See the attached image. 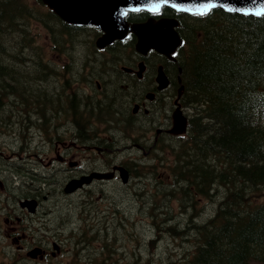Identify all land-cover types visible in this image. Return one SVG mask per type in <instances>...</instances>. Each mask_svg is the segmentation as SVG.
I'll return each instance as SVG.
<instances>
[{
    "label": "trees",
    "instance_id": "16d2710c",
    "mask_svg": "<svg viewBox=\"0 0 264 264\" xmlns=\"http://www.w3.org/2000/svg\"><path fill=\"white\" fill-rule=\"evenodd\" d=\"M177 15L184 39L177 55L181 103L191 110L189 131L145 146L153 150V163L124 162L142 183L139 195L148 198L139 210H147L156 229L169 231L174 240H190L182 264H264V16L221 9L204 16ZM41 29L60 60L75 59L79 65L91 59L94 39L87 27L66 23L41 0H0V112L7 111L9 94L29 89L38 97L40 84L49 86L54 77L65 76L55 72L58 65L45 62ZM68 101L61 97V106H78L76 96ZM98 123L111 127L109 133L118 139L135 133L130 114L92 113L91 135ZM148 181L153 189L145 190ZM134 189L128 190L138 194ZM122 190L128 191L114 193ZM202 199L216 200L217 207L210 218L199 220ZM174 200L186 213L182 220L166 214ZM89 230L86 225L79 231L76 246ZM104 255L103 263H111L112 252Z\"/></svg>",
    "mask_w": 264,
    "mask_h": 264
},
{
    "label": "flooded vegetation",
    "instance_id": "af4514ba",
    "mask_svg": "<svg viewBox=\"0 0 264 264\" xmlns=\"http://www.w3.org/2000/svg\"><path fill=\"white\" fill-rule=\"evenodd\" d=\"M133 15L134 19L130 20ZM166 16L170 13L144 12L131 14L128 20L144 22ZM131 37L104 49L96 47L90 54L86 52L91 59L80 63L81 66L73 60L68 62L71 64L69 69H56L57 74H65L64 78L54 77L49 86L40 84L38 97L32 96L29 89L15 97L9 94V100L4 103L7 111L0 112V258L17 259L16 264H20L19 260L27 258L28 251L37 247H41L43 253L33 261L39 263L62 255L66 250L63 239L58 237L48 245L45 243H49L48 237L40 232L45 221L42 216L44 201H50L52 196L51 191H45V182L61 193L59 178L63 176L67 182L94 171H114V167L123 166L122 139L113 137L109 126L97 129L96 134L91 135L92 113L115 112L122 117L130 114L132 121L149 131L139 140H144V144L149 142L154 146L164 139L176 137L168 132L173 125L170 111L173 112L175 83L170 79L171 86L160 91L156 81L158 66H167L170 59L161 55L159 58L152 52L145 58L137 52L129 57L136 51V38ZM119 52L124 56H118ZM111 55H114L112 59L107 58ZM141 62L144 63L142 67ZM38 77L41 81L45 79ZM75 96L79 99L78 106L65 107L63 103L61 106V97L70 102ZM179 104L182 103L179 101ZM157 111L161 112L156 114ZM125 137L130 138V135ZM130 140L133 144L128 148L135 147L146 156L150 154L151 150L146 152L143 145L135 143L133 138ZM129 186L134 184L131 185V181L123 183L119 172L115 171L112 180L93 181L69 197H76L78 205H86L92 210L94 207L89 202L93 196H104L109 188L110 191L128 190ZM27 200L36 202L35 211L29 212L31 210L22 204ZM5 240L10 244L3 246ZM9 246L15 249H9Z\"/></svg>",
    "mask_w": 264,
    "mask_h": 264
},
{
    "label": "rangeland",
    "instance_id": "374dc122",
    "mask_svg": "<svg viewBox=\"0 0 264 264\" xmlns=\"http://www.w3.org/2000/svg\"><path fill=\"white\" fill-rule=\"evenodd\" d=\"M40 33L43 37L46 35L43 29L40 30ZM46 40L47 37L45 36L42 45L44 48L43 56L45 57V62L55 65L60 59L52 51V46L46 42ZM51 77L52 76H46L44 78L52 79ZM48 85L51 84L48 83ZM186 113H188V111H186ZM135 137H141L139 131L135 134ZM128 153L142 156V153L136 154L130 149L124 150L125 157H128ZM60 181V183H62L63 179ZM135 182L138 185V187L134 186L135 191L138 192L142 183L138 179V181H132L131 185ZM147 183L148 186L145 190L153 189V186H151L152 184L149 181ZM109 191L110 188L104 196H93V199L91 198L92 203L97 204L98 207L92 211L89 209L86 212L78 208L77 202L69 203L76 197L67 199V197L61 195L60 192H58L57 196L54 194V197H52L50 201L45 202V207L43 208L44 212H42V216L45 217V222L48 221L46 223L47 226L44 227V233H47L45 236L48 237L49 243H45L51 245L52 241L61 237L65 243L64 248L66 250L60 256L45 259L43 263L33 261L30 258H23L19 260L20 264H75V261H77L78 264H92L88 262V259L101 253V250L104 248L103 241H105V234L107 232L112 247H120L116 253V256L119 258L114 257L116 259H111V261H109L113 264H182L187 254V247H190V242L180 239L174 240L169 231L156 229L159 226H154L148 211L144 210L141 212L139 210V205H142L143 200L148 199L147 196H140L139 194L141 191L138 194L129 190H122L119 193ZM134 201L135 204H132ZM168 205L170 207L166 214L167 216H171V219L182 220L186 215H183L184 211H182L176 200L170 202ZM216 207V200L202 199L199 204V211H196L197 214L200 215L199 220L210 218L214 214ZM193 211L194 210H192V213H194ZM95 214L101 215V217L97 218ZM161 214L162 211H160L159 215ZM84 219L86 220L87 228H90V232H88L86 238H93H91L90 241L83 242L81 245L76 246L77 235L79 231L83 230L85 225ZM160 222L162 223V219ZM155 229L156 231L154 232ZM157 230L160 235L157 234ZM55 231H59V233L52 237L51 234ZM99 234L101 236H99ZM3 242V246L10 244V242L6 240ZM87 244L88 249L83 248L86 247ZM10 248L15 249L12 246H9V249ZM103 258L104 256L102 254L97 256V260L93 264H104ZM0 259L4 261L5 264H16L17 260L14 261L7 258Z\"/></svg>",
    "mask_w": 264,
    "mask_h": 264
},
{
    "label": "water",
    "instance_id": "95a60500",
    "mask_svg": "<svg viewBox=\"0 0 264 264\" xmlns=\"http://www.w3.org/2000/svg\"><path fill=\"white\" fill-rule=\"evenodd\" d=\"M63 21L68 24L85 26L94 25L104 32L98 39V46L103 48L115 40L125 39L129 32L136 35L137 51L146 54L154 49L170 56L181 43V38L175 27L177 20L163 18L149 19L144 23H130L126 20L129 12L148 11L160 12L163 7H169L178 12L201 15L213 9H221L228 13L260 17L257 13H264V0H42ZM214 5L212 8L207 6ZM160 88L168 85V80L162 72L159 73ZM174 127L171 132L182 133L187 128V118L178 108L174 113ZM121 177L127 180V170L119 168ZM113 173H93L89 177L72 180L65 188L66 193H72L84 184H89L92 179H110ZM25 205L31 209L33 202ZM41 252L35 249L29 256L36 257Z\"/></svg>",
    "mask_w": 264,
    "mask_h": 264
},
{
    "label": "snow or ice",
    "instance_id": "6c2138e0",
    "mask_svg": "<svg viewBox=\"0 0 264 264\" xmlns=\"http://www.w3.org/2000/svg\"><path fill=\"white\" fill-rule=\"evenodd\" d=\"M208 8H212V7H214V5H209V6H207ZM205 14V12H202L201 13V15H204ZM257 15H264V13H257Z\"/></svg>",
    "mask_w": 264,
    "mask_h": 264
},
{
    "label": "bare ground",
    "instance_id": "6f19581e",
    "mask_svg": "<svg viewBox=\"0 0 264 264\" xmlns=\"http://www.w3.org/2000/svg\"><path fill=\"white\" fill-rule=\"evenodd\" d=\"M198 245V244H197Z\"/></svg>",
    "mask_w": 264,
    "mask_h": 264
}]
</instances>
